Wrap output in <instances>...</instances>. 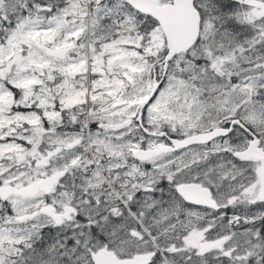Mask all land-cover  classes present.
<instances>
[{"label":"rangeland","instance_id":"obj_1","mask_svg":"<svg viewBox=\"0 0 264 264\" xmlns=\"http://www.w3.org/2000/svg\"><path fill=\"white\" fill-rule=\"evenodd\" d=\"M67 1V7L65 0L0 1V93H10L3 89L7 86L23 91L20 104L25 110L35 106L32 100L49 103L52 95L62 93L63 102L71 107L84 106L89 115V102L95 108L105 100L93 95V90L89 93L90 80L112 79L124 96L117 103L116 130L106 135L108 141H104L106 136L103 141L108 145L116 142L119 174L105 182L89 180L83 174L75 178L76 192L72 193L73 189L67 186L49 197L13 194L4 198L0 192L5 201L0 200V264H93L94 253L104 246L123 247L133 242L136 248L152 246L146 234L140 243L138 236L128 229L135 220L129 215H133L132 210L121 205L125 199L140 202L136 210L152 222L150 227L144 226L162 233V239H176L194 229H204L197 221L186 218L180 223L185 233L159 228L156 217L164 208L152 210L160 202L149 198L151 192L137 194L142 190L155 191L158 185L174 186L180 182L211 185L230 193L223 202L225 208L229 207L230 219L250 225L251 229L242 231L239 224H230L228 232L224 224L223 230L211 238L220 240V234H239L231 245V248L242 246L236 259H241L237 258L241 255L259 256L262 252L264 258V202H261L264 197L256 196L262 186L258 178L242 176L245 167L234 158L235 153L248 149L254 134L259 135L261 147L264 146V0H198L195 7L202 17L201 37L189 53L170 63L167 75L164 69L167 46L159 25L149 29L148 22L121 0ZM8 14L20 17V22L6 31ZM68 47H73V51L65 59H55L47 53ZM154 77L160 88L156 99L144 111V124L152 134L166 131L180 139L228 128L235 120L244 128H235L229 138L216 141L210 148L182 151L184 168L195 165L206 155L205 161L186 173L174 168L177 154L154 159L150 163L152 168L141 170L142 166L131 162L132 153L145 143L143 151L148 146L157 148L163 141L142 133L129 120L135 118L149 96ZM32 88H37L38 93L30 94ZM13 102L12 96L6 95L0 100V108L5 109ZM9 111L19 114L14 108ZM33 116L37 118L39 114L33 112ZM49 118L55 119L56 115L50 113ZM22 130L21 149L14 144L0 147V190L22 188L57 170L71 168L74 172V167L66 164L70 154L56 162L50 171L48 152L56 149L50 137L45 135L35 142L31 135L34 126L30 123H24ZM0 132V138L6 139L7 131L1 123ZM9 135L13 136V131ZM163 175L168 180H160ZM150 176L148 186H143ZM75 194L80 197L73 207L77 215H70L61 223L63 217L57 215L59 219H55V216L69 208L65 205ZM51 205L57 206L58 211L50 210L44 216L41 211L51 209ZM82 215L90 219L88 230L81 222ZM116 216L120 224L117 228L110 226ZM98 217L112 231L125 230V236L118 241L109 240L107 245L103 243L108 240L96 241L97 227L91 225H97ZM83 232L82 238H76ZM245 233L256 234L253 239L257 241H249L251 236H241ZM46 241L48 244L33 262L32 252Z\"/></svg>","mask_w":264,"mask_h":264},{"label":"flooded vegetation","instance_id":"obj_2","mask_svg":"<svg viewBox=\"0 0 264 264\" xmlns=\"http://www.w3.org/2000/svg\"><path fill=\"white\" fill-rule=\"evenodd\" d=\"M66 4L69 5L67 0H65L64 5ZM13 94L14 93H9L8 95L13 96ZM30 94L35 95L37 93ZM23 96V93H16L12 104L6 105L5 109L0 108V123L5 131H13V139L18 142L19 145L22 144L20 133H23L22 126L24 120L34 126V131L31 135L35 142L40 137L48 135L51 139V143L56 146L55 150L48 152L50 171L56 162H60L65 155L70 154L66 164L73 166L74 172L64 176L61 184L62 188L71 182L74 184V179L83 174H86L88 178L97 176L106 181L109 180L110 177L114 178V176L119 174L116 142L108 145L103 141L104 136L116 130L115 128L118 125L119 107L117 103H114L115 100L113 96L101 97L105 98L104 102L97 105L89 114L88 118H86L84 106L75 105L71 107L69 103L62 101L64 97L62 93L52 95L49 98V103L32 100L31 102L34 103L35 106L29 110H25L20 104ZM12 108L19 114L15 115L10 112L9 109ZM33 112L38 113L39 116L37 118L34 117ZM50 113L55 114L56 118L50 119ZM144 115V109L141 107L135 118L129 121L132 125L138 126L142 133L148 136L152 135L159 137L157 138L158 141H160V139L170 141L165 132L160 133V135L149 132L144 124ZM136 135L137 138H139V133ZM79 136L82 137L81 141L78 140ZM5 137L6 139L0 138V147L7 145L4 144L8 140L7 135ZM249 145L250 144H247V147ZM146 147L145 143L141 149H146ZM149 148L151 147L148 146V149ZM261 149L264 150V146L261 147ZM176 154L174 168L181 173H186L201 164L205 161L206 157L205 155L204 158L195 165L184 168L182 163L183 154H181V152ZM167 155L168 154L162 156L167 157ZM135 160L138 162L137 164L143 162L137 159ZM131 162L133 161L131 160ZM239 165L245 167L246 176L253 178L264 176L262 172L264 163L262 162L255 163L254 165H247L241 162ZM49 175L51 176V173ZM150 180L151 176L143 181V186H148ZM160 180L168 179L163 175ZM197 184V182H180L172 186V190L168 189L167 185H160L161 196L159 205L161 208H164V210L156 217V221L159 228L176 229L181 233H185V227L180 223L186 218L197 221L204 229H194L182 234L176 239H162V233L158 234L159 238L157 239V243L160 247L159 249L150 245H143L140 248H136L133 242L123 247L113 246L111 251L123 258L134 255L136 252L138 254H143L145 256V264H262L261 257L252 260L243 259L239 262L231 263V254L236 251H232L229 248L239 234H220V240L211 238L214 234L223 230L222 221L227 225V231L230 232L231 220L225 215V208L223 206V202L228 199L230 193H224L211 185H203L202 188H208L214 199V202L210 203L208 201V195L205 192L195 191L193 190L194 187H189L190 190L184 188L185 185L192 186ZM150 192L152 195H150L149 198L156 199V192L150 189L142 190L140 193L147 194ZM258 193L260 195H258ZM256 196L264 197V183H262V187L258 189ZM79 198L80 197L75 194L68 200L65 207L75 208L78 205V201L76 200ZM179 198H185V200L183 202L180 200V202L176 203L175 199ZM132 203L133 198L128 200L125 199L122 206L128 208ZM222 207L224 209H222ZM174 211H176V217ZM97 219V240L118 241L120 237L125 236V230L115 232L110 229V226L117 228L120 225L117 220L113 219L108 227L106 224L100 222L101 217ZM87 221L90 223L89 218H87ZM144 222H146L149 227L152 223L150 219L142 216L133 221L128 227L130 231L138 236V239L141 240L140 243L144 241L145 234L150 237L148 229L143 224ZM153 232L155 234L158 231L153 230ZM241 236L256 235L241 234ZM249 241L257 240L250 239ZM244 252H246V250H244ZM254 252L256 251L254 250Z\"/></svg>","mask_w":264,"mask_h":264},{"label":"bare ground","instance_id":"obj_3","mask_svg":"<svg viewBox=\"0 0 264 264\" xmlns=\"http://www.w3.org/2000/svg\"><path fill=\"white\" fill-rule=\"evenodd\" d=\"M47 1H49V0H47ZM121 1H123L127 5H129L139 15H143L144 17L151 18L152 20H154L159 25V27L161 28L159 22L155 18H153L152 16H149V15L142 14V13L138 12L135 8H133L130 4H128L126 1H124V0H121ZM174 1L175 0H173L172 2H168V3H162V2H160V0H158V3H159V6H164V5H168V4H173ZM197 1L198 0H194L193 7L198 12V14L200 16L199 36H198V38L196 40V41H199V39L201 37V33H202V17H201L200 12L195 7V4H196ZM8 20H9V23H10L11 20L9 18H8ZM17 24L18 23H16L14 25V27ZM14 27H12V28H14ZM161 30H162V28H161ZM162 33H163V30H162ZM163 35H164V33H163ZM164 37H165V40H166L167 55H168L169 49H168V44L167 43L171 39H173V36H165L164 35ZM167 55H166V57H167ZM166 57H165V61H166ZM156 87H159V84H156ZM90 97L91 96H89V98ZM94 109L95 108L93 106H91V103L89 102V105H88V108H87L88 113L90 114ZM85 114H86V109H85ZM237 127L244 128L243 124L239 120H235V122H231V124H230V126L228 128L216 129V130H213V131H211L209 133L208 132L197 133L195 135L181 137L180 139H178L176 137L169 136L166 133V131H165V133H166V135L168 137V140H170V141L161 139L163 142L159 141L160 142V144H159L160 146L157 147V148H149V149H147L145 151H143L141 149H138V150H136L134 152V155L132 153L131 160L135 164L138 163V162H136L135 159L143 161V162H141V163H139V164H137L135 166H142L143 169H141V170H145L146 171L147 169L152 168V165L150 164L151 161H153L154 159H158L159 157H163L162 155L176 154V153H179V152H182V151H185V150H189V149H193V148H210L212 146V144L215 143L216 141H221V140H225V139L229 138L232 135V133L234 132L235 128L237 129ZM214 131H219L223 135L218 136V137H216V138H214L212 140L204 139V140H201V141H194V142L188 141L189 139H192L194 137L205 136V135L210 134V133H212ZM80 138L81 139H78L79 141L82 140L81 136H80ZM114 138H116V136H114ZM156 138H159V137L156 136ZM109 139L110 138L106 136L104 138V141H108ZM165 142H167V145L163 146L162 144H164ZM208 145H210V146H208ZM234 158L238 162H251V163H254V164L255 163H259V162L264 163V150L261 149V139H260L259 135L258 134H254L253 135V140L250 142V145H249L248 149L246 151H243V152L235 153L234 154ZM70 173H72V169L71 168H67V169H64V170H57L51 176H48V177H46L45 179H43L41 181L34 182V183L30 184V185L24 186V187L16 189V190H22V189H24V188H26L28 186H33L34 184H42V183L46 182L47 185L46 186L45 185H40L37 188V190H36V192L34 194L28 195V196H19V197H35L37 195L38 196L42 195L43 197H49V196H51V194H53L55 192V190L57 192L60 188H62L61 184H62V180H63L64 176L68 175ZM244 174H245V171L243 170L241 175L244 176ZM137 175H138V173H137ZM74 180H75L74 184H73V182H71V183H69L68 185H66L64 187V188H66L67 186H69L70 190L72 188L73 189L72 193L77 191V189L75 188V185H76L77 181H76V179H74ZM258 181H259L260 185L262 186V183H264V181H262V177L258 178ZM203 185H206V184L198 183L197 185H192V186H186L185 185L184 188H186V190H190L189 187H194L193 190H195V191L205 192L208 195V201L210 203L211 202L213 203L214 199L212 198V194L210 193V190L208 188H202ZM206 186H208V185H206ZM168 189L172 190V186H168ZM155 192H156V200H158L160 202V196H161L160 185L155 186ZM137 194H140V196H141V194L142 195H147L149 193H147V194L137 193ZM16 196H18V195H16ZM149 196H150V194H149ZM195 198H196V196H195ZM0 200L2 202H5V201H3L1 199V197H0ZM180 200L183 202L185 200V198L184 199L183 198L175 199V202L178 203V202H180ZM76 201L79 202L78 199ZM261 202H264V200L261 201ZM139 203L140 202L132 203L131 207L133 209L131 207L127 208L128 210L131 209L132 210V214L134 216H136V217H134L135 219H133V215L129 214L131 216L130 218L132 220H136L138 218V216L141 217L140 213L136 210L137 206L139 205ZM205 203H207V202H205ZM159 204L160 203H157L156 205L152 206L151 207L152 210H155L157 207H159L160 206ZM121 205H122V203H121ZM56 207L51 205V209L44 208L41 212L43 213L44 216H46V214L49 213L50 210L51 211H58L56 209ZM224 208L222 207V209H224ZM222 212H223V210H222ZM57 215H60V216L63 217V220H61V223H62V222L67 221V218L70 215L75 217L77 215V211L74 208L69 207V208H66L63 213L56 214L55 219H59V217ZM225 215L227 217H229V219H230L229 207L225 208ZM117 218H118V216H116V218L114 220H118ZM81 219H82L81 222L84 223V227L88 230L89 222L87 221V217L85 215H82ZM230 220L232 222V219H230ZM55 221H57V220H54V222ZM143 224H146V222H144ZM236 224L240 225V230H242V231H247L248 229H251L250 225L240 224V223H237V222H232L231 223L232 226H235ZM97 226H98V222H97L96 226H95V224L91 225V227H93V228H95ZM223 227H224V222L222 221V228ZM148 232L151 235L150 236V244L152 246H154L156 249H159L160 247H159V245L157 243V239L159 238L158 234H161V233L157 232V233L154 234L153 229H148ZM245 234L256 235L254 233H245ZM84 235H85V232L80 233V234H78V237H76V238H79V237L82 238ZM256 236H251V238L253 239ZM152 237H154V238H152ZM96 241H100V240L96 239ZM103 241H107V240H103ZM107 244H109V240L106 243H103V245H107ZM111 249L112 248H108V247L104 246L103 248L99 249L96 253H94L95 257L93 259V264H145V256L143 254H138L136 252V253H134V255H130L129 257L123 258V257L117 256L114 252L111 251ZM229 249L232 250V251L233 250L236 251L235 253L232 252V254H231V258H232L231 263H236V262H239L240 260H243V259L252 260V259H256L258 257H261L262 264H264L263 252L259 256H256L255 254L249 255V256L241 255L240 257H237V258H241V259H236V254H238V252L241 251L242 246L240 244L239 245H233L232 248L230 246ZM243 254H245L244 251H243Z\"/></svg>","mask_w":264,"mask_h":264},{"label":"water","instance_id":"obj_4","mask_svg":"<svg viewBox=\"0 0 264 264\" xmlns=\"http://www.w3.org/2000/svg\"><path fill=\"white\" fill-rule=\"evenodd\" d=\"M135 8L138 12L152 16L155 18L165 36H173L168 44L169 53L166 57V64L170 62L175 56L188 52L194 45L199 36L200 16L193 7L194 0H175L173 4L159 6L158 0H124ZM71 51V48L66 50H49V55L53 57H62ZM167 65L165 66V68ZM158 87L154 85L149 98L143 104L146 107L154 98ZM223 135L219 131H214L205 136H198L188 141L212 140L218 136ZM40 185H47L46 182L42 184H34L22 190L14 188L1 189V195L8 198L11 195L28 196L36 192Z\"/></svg>","mask_w":264,"mask_h":264},{"label":"trees","instance_id":"obj_5","mask_svg":"<svg viewBox=\"0 0 264 264\" xmlns=\"http://www.w3.org/2000/svg\"><path fill=\"white\" fill-rule=\"evenodd\" d=\"M0 1H3V2L6 3L8 0H0ZM46 1H47V0H37V2H46ZM49 1H61V0H49ZM133 12H134V11H133ZM135 14H136V13H135ZM136 15H137L138 17H140V18H144V19L148 22V27H149V28L154 29V28H156V27L158 26V24H157L154 20H152L151 18H147V17H144V16L139 15V14H136ZM8 16H9V19L11 20V22L8 24V26H7V30H6V31H9V29H11L12 27H14V25H15L16 23H19V22H20V20H19L20 17L13 16V15H10V14H8ZM7 33H8V32H5V34H7ZM48 241H49V239H48ZM48 241H46V242L40 244V245L36 248V250H35L34 252H32V254L35 255V256H32V257H31L33 262H35V261L38 260V255L41 253V248L45 247V246L48 244Z\"/></svg>","mask_w":264,"mask_h":264}]
</instances>
